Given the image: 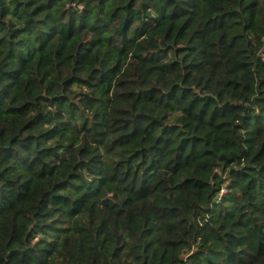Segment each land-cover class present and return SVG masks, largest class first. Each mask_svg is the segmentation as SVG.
Here are the masks:
<instances>
[{
  "label": "trees",
  "instance_id": "1",
  "mask_svg": "<svg viewBox=\"0 0 264 264\" xmlns=\"http://www.w3.org/2000/svg\"><path fill=\"white\" fill-rule=\"evenodd\" d=\"M263 50L264 0H0V264H264Z\"/></svg>",
  "mask_w": 264,
  "mask_h": 264
},
{
  "label": "built area",
  "instance_id": "2",
  "mask_svg": "<svg viewBox=\"0 0 264 264\" xmlns=\"http://www.w3.org/2000/svg\"><path fill=\"white\" fill-rule=\"evenodd\" d=\"M263 53H264V50H263ZM261 56H262V59H263V61H264V54L261 55ZM225 193H226V189L223 188L222 191H221V193H220V195H219L218 203L221 201V199H222V197H223V195H224Z\"/></svg>",
  "mask_w": 264,
  "mask_h": 264
}]
</instances>
